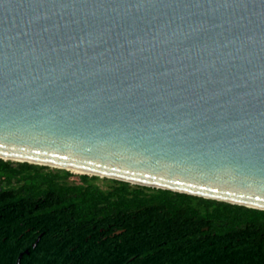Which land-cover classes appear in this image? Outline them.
<instances>
[{
  "label": "water",
  "instance_id": "obj_1",
  "mask_svg": "<svg viewBox=\"0 0 264 264\" xmlns=\"http://www.w3.org/2000/svg\"><path fill=\"white\" fill-rule=\"evenodd\" d=\"M0 158L264 209V0H0Z\"/></svg>",
  "mask_w": 264,
  "mask_h": 264
},
{
  "label": "trees",
  "instance_id": "obj_2",
  "mask_svg": "<svg viewBox=\"0 0 264 264\" xmlns=\"http://www.w3.org/2000/svg\"><path fill=\"white\" fill-rule=\"evenodd\" d=\"M74 176L0 158V264H264V209Z\"/></svg>",
  "mask_w": 264,
  "mask_h": 264
},
{
  "label": "rangeland",
  "instance_id": "obj_3",
  "mask_svg": "<svg viewBox=\"0 0 264 264\" xmlns=\"http://www.w3.org/2000/svg\"><path fill=\"white\" fill-rule=\"evenodd\" d=\"M13 161L18 162L17 160H13ZM39 165H43V164H39ZM47 166H49V165H47ZM49 167H51L52 169H58V167H55V166H49ZM60 169H63V168H60ZM72 172L75 173L76 176L71 177L70 181H80L79 180V175L83 174V172H76V171L74 172L73 170H72ZM90 174H92V173H90ZM91 181L100 184L105 189H108V188H110V187H112L114 185V183L111 180V178L103 177V176H99V178H91Z\"/></svg>",
  "mask_w": 264,
  "mask_h": 264
},
{
  "label": "bare ground",
  "instance_id": "obj_4",
  "mask_svg": "<svg viewBox=\"0 0 264 264\" xmlns=\"http://www.w3.org/2000/svg\"><path fill=\"white\" fill-rule=\"evenodd\" d=\"M71 170H73L74 172H88V171H84V170H81V169H77V168H72L70 167ZM88 173H92V172H88Z\"/></svg>",
  "mask_w": 264,
  "mask_h": 264
}]
</instances>
